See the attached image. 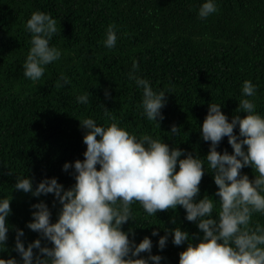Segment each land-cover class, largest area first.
Returning a JSON list of instances; mask_svg holds the SVG:
<instances>
[{
	"label": "trees",
	"instance_id": "obj_1",
	"mask_svg": "<svg viewBox=\"0 0 264 264\" xmlns=\"http://www.w3.org/2000/svg\"><path fill=\"white\" fill-rule=\"evenodd\" d=\"M203 2L0 0V197H12L6 218L8 239L0 258L20 260L14 250L17 229L24 232L25 247L40 239L26 227L35 211L31 205L45 202L51 222H56L61 205L53 194L33 197L14 185L16 176L23 175L32 179L33 189L42 179L53 177L65 189L74 185L73 169L65 172L62 166L84 159V130L78 119L92 117L103 124L108 120L107 109L130 133L161 138L170 148L204 159L210 142L202 140L200 126L210 103L221 105L229 122L234 115L243 118L246 113L236 109L243 81L251 80L258 86L256 110L264 114V0H215L218 11L201 19L198 10ZM37 10L56 19L57 32L50 45L62 55L33 82L24 77L22 65L30 47L25 24ZM109 24L117 30L112 49L103 43ZM133 62L138 66L135 74L148 79L154 91L167 92L160 127L142 115V89L128 79ZM61 74L70 83L58 88L57 82L63 83ZM85 92L90 93L89 102L77 104L76 96ZM174 125L180 129L176 135L170 131ZM234 135L239 136L238 125ZM225 150L232 154L227 137L217 148L221 154ZM209 172L202 176L197 200L205 195L219 200ZM241 174L255 178L250 166L242 168ZM131 208L135 221L122 225V230L131 229L134 235L129 239L136 244L148 236L151 253L163 258L161 264H179V253L188 243L176 246L169 234L165 248L159 250L158 239L165 229L179 227L193 245L202 237L196 224L185 219L181 206L158 211L156 216H148L139 203ZM218 211L217 204L214 213ZM252 221L264 225V215L254 214ZM154 230L158 236L151 235ZM47 246L51 247L50 242Z\"/></svg>",
	"mask_w": 264,
	"mask_h": 264
},
{
	"label": "clouds",
	"instance_id": "obj_2",
	"mask_svg": "<svg viewBox=\"0 0 264 264\" xmlns=\"http://www.w3.org/2000/svg\"><path fill=\"white\" fill-rule=\"evenodd\" d=\"M217 11L215 0H204L198 16L206 19ZM25 30L30 34V47L22 65L23 75L35 82L44 75L46 66L61 58V51L50 45L57 21L50 13L37 10L26 21ZM116 31L114 24L108 25L103 41L106 48L116 46ZM137 67L133 62L128 79L142 89V115L160 127L167 92L154 91L148 79L135 74ZM59 80L63 83L57 82L58 88L70 83L63 74ZM257 91L251 80L243 81L236 111L246 115H234L230 122L221 105L209 104L200 126L202 140L210 142L204 159L170 148L161 138L130 133L107 109L108 120L103 124L92 117L78 119L84 130V159L62 166L65 172L73 169L74 185L65 189L53 177L42 179L33 189L32 179L26 175L16 176L14 185L33 197L53 194L61 205L56 222H51L45 202L31 205L35 211L26 227L37 232L40 239L25 247L21 240L24 232L17 229L14 250L20 260L0 258V264H161L163 258L151 253L153 245L148 236L136 244L129 239L134 235L132 230H122V225L135 221L133 203H139L148 216L181 206L185 219L196 224L202 237L195 245L179 227L165 229V235L158 239L159 250L165 248L169 234L176 246L188 242L179 253V264H264V225H253L252 221L254 214L264 215V114L256 110ZM89 96V92L76 96L77 104H87ZM237 125L239 136L234 135ZM178 130L174 125L170 131L176 135ZM223 137H227L232 154L217 151ZM249 166L255 173L253 180L241 174V169ZM205 171L213 173L219 200L208 195L196 199ZM11 199L0 197V249H5L8 239L6 218L11 213ZM217 204L219 211L214 213ZM151 235L158 236V232L154 230ZM34 249L38 251L34 253Z\"/></svg>",
	"mask_w": 264,
	"mask_h": 264
}]
</instances>
